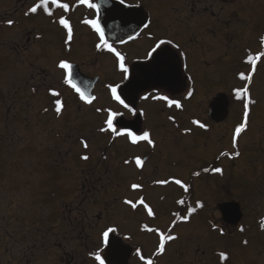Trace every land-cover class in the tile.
<instances>
[{
  "label": "flooded vegetation",
  "instance_id": "obj_1",
  "mask_svg": "<svg viewBox=\"0 0 264 264\" xmlns=\"http://www.w3.org/2000/svg\"><path fill=\"white\" fill-rule=\"evenodd\" d=\"M35 2L37 0H10L4 9H0V24L7 29L16 27V36L11 37L9 33L6 36V45L11 48V53L18 54L19 57V65L13 67L14 73L19 75V79H12L11 87L13 89V85L18 82L19 88L16 90L20 92L21 96L19 103L24 108L31 107L33 109L30 114H34L28 118H34L31 121L39 125L40 130L44 125L54 122L53 130L55 133L50 132L48 136L50 141L48 143H51L52 147L47 148L46 151L45 149H38L37 153L43 168L51 165L54 167V171L57 170L56 185L62 189H67L69 194L67 197H62L63 202H59L53 207L51 216L45 217L35 213L34 237L32 234H28V230L31 228L25 229L24 241L26 243L21 245L17 264H98L89 255V253L97 251H100L105 264H145L148 259H151L153 264H264V227H262L264 224V180H243L239 184L240 186H237L234 184L236 180L233 179L232 174L229 175L231 178L226 176L220 180L219 177L222 175L214 173L218 178L213 181L211 196L204 197L208 200L205 202L201 200L202 197L198 198L199 195L196 193L198 187L192 186V182H188L187 179L189 173L192 172V167L195 166L196 169L200 163L207 161L206 158L203 159V148L201 142L198 141L199 137L201 140L204 139L203 143L207 142V144L210 143L211 147L213 146V150L208 149L207 153H212L217 158L225 157L220 156L221 152L228 153L229 148L220 147L221 143H218L215 138L216 132L211 131L214 128H222V125L229 123L232 107L235 103H240L234 98L233 89L243 88L246 81H242L241 87L230 86L234 77L239 81L238 73H240L242 51L239 48L240 45L250 46L249 55L254 58L264 51V45L260 42L264 30L252 37L250 41H246L252 27L264 20V0H177L171 6L161 5L159 11L169 14L172 19H176V25H182L180 27L182 34L179 38L176 36L174 41L180 43L188 54V71L179 78L176 85L162 87L160 92L170 98L180 100L183 110L176 109L174 106L169 109L163 101L140 100L137 96L135 107L138 111L136 116H132L126 110L115 105L105 87L107 84L121 83L122 73L117 70V61L113 54L96 52L95 44L98 41L95 34L88 26L80 23L85 17L92 18L94 12L85 6H77V0H61V2L69 3L70 10L68 13L50 5L57 20L61 15H64L73 26L72 52L68 53L71 58L66 59L71 60L74 66L79 69L80 79L87 82L88 91L97 98L92 105H85L78 100L71 88L62 84L61 72L55 68L56 63L44 58L58 54L64 49L65 30L58 23H52V19L42 12L39 15L26 17L24 13ZM93 2L102 4L101 13L106 22L105 30L108 28L116 35L114 38L107 36L109 42L114 43L117 50L126 55V64L130 70L142 74L144 57L150 46L146 48L142 56L135 58L136 46L132 44L137 39L140 40L141 36L148 35L150 29L141 32L134 40H128V34L135 35V32L139 30L141 25H138V21L141 17L145 18V21L147 19L152 21V6L143 3L141 0H127V3L131 4L139 3L141 7L129 10L132 12L131 15L126 14L124 18L120 10L122 6L118 5V0H110L108 3H105V0H93ZM177 4H179L178 7L170 8ZM108 14H111V19L108 18ZM9 19L14 21L11 27L6 24ZM24 20L28 21L24 22ZM123 21H125L124 25ZM192 30L195 33H192ZM44 31L49 36H43ZM121 39L125 43H121ZM153 42L155 43V40ZM251 43L255 44V47L249 45ZM53 44L56 48L54 46L51 49L50 45ZM217 49L219 51H216ZM172 51L175 52L176 50L172 49ZM235 55H238L237 58ZM28 57L35 61H28ZM190 57L192 62L200 66V69L196 71L197 75H194L193 71L190 70ZM206 57H214V60L211 62ZM246 59H243L244 62ZM261 61H264V57L259 60V66ZM246 64L247 69L244 73L248 75L252 68L249 63ZM221 66L223 68L227 66L231 72V77L227 83L225 84L222 78L209 81L206 73H216L219 70L222 73ZM181 72H183V68H181ZM257 72L258 70L252 74V81ZM3 74L6 76L5 73ZM187 76H191L192 81H188ZM214 83L216 87L213 86ZM32 87L37 88L36 93L32 92ZM49 88L60 91V98L65 102V111L60 118H56L53 111V101L56 97L49 94ZM189 88L193 89V95L185 99ZM206 90L215 92L211 95H205V99L203 91ZM146 91H151V89H146ZM143 94L142 91L140 95ZM223 95L228 99V115L224 120L216 122L210 117L211 104L214 99ZM10 101H15L12 95ZM150 102H156L160 105L159 112L172 124H182L185 121L191 122L197 119L207 126L204 129L205 133L196 134L195 145L187 150V154L193 157L192 162L190 165H186L187 167L178 177L189 186L188 192H184L178 186V189L186 195L181 198L185 201V205L177 203L180 199L176 194L172 197H160L164 206H172L173 208L178 206L181 215L186 214L189 204L201 201L209 209L208 213L204 212V217L201 218L205 222V229L199 233L187 234V231L182 232V235L188 236L186 240L185 236L175 234L174 229L176 227L172 228L171 234L177 236L174 241L178 240L176 243L178 246L171 250L172 244L167 242L165 252L162 255H156L159 243L156 232H151L153 233L151 240L147 234L149 232L138 228L134 232L135 238L132 234H121L117 230L116 233L119 235L110 234L109 239L111 240L115 236L122 247L109 251L103 246L99 234L106 227H113V225L107 224L106 227H100V220L104 216L112 217L114 212L111 208L114 206L115 212L119 210L123 199H131L126 192L129 183H138L146 188L154 182V179L143 174L144 179L140 182L129 181L128 184L125 183L123 177L119 175L120 165L123 164V161L126 159L133 160L134 157L140 156L145 159V167L148 158L141 153L125 152L126 148L132 145L126 138H117L115 141L121 143L120 146H117L110 133H100L98 129L103 126L106 114L97 113L95 109L113 107L123 111L124 120L132 123L133 130L140 134L145 131L142 128L146 117L143 104ZM45 107L49 109L47 113L43 112ZM191 110L195 112L192 114ZM90 111L95 114L92 120L88 118ZM204 115L206 116L202 118ZM169 116L174 117L175 123L168 119ZM28 118L20 116V120L26 124L30 122ZM49 119L50 122H48ZM40 133L42 132L37 131V134ZM205 136L207 137L205 138ZM226 136L224 135L223 138ZM81 138L88 142V149L83 148L80 143ZM181 138L179 135V140ZM152 139L154 140V138ZM206 139L207 141H205ZM222 140L224 141V139ZM63 143L70 146L68 149L72 148L68 152L71 155L62 154L56 150V146ZM230 143L232 145V134ZM141 144L147 145L145 142H141L132 146ZM168 144L166 139H159V150L155 156L160 158L161 166H164V162L172 156L173 147H175L174 144H170V146ZM204 146V153H206L205 143ZM55 153L58 155L57 158H54ZM84 154L89 155V161L85 162L79 159ZM129 164L137 169L134 161ZM225 166L228 171L235 173L234 164L227 162ZM64 171L68 174L65 175ZM46 178L42 180H46ZM235 193L241 194L244 199L235 196ZM37 197H35V201L41 203V198ZM145 202L148 203L146 198ZM159 205L162 203L159 202ZM122 207L128 208L130 206L123 205ZM139 208L142 207L138 205L136 210ZM202 209H198L196 213L202 212ZM127 219L128 217L125 216L123 221H127ZM181 223L182 221H177L176 225ZM199 224L200 221L197 222L196 227ZM213 225L216 227L214 228ZM241 227L244 229L243 232L240 231ZM160 230L168 234L167 230L163 228ZM28 235L35 243H27ZM125 237H131V239H125ZM244 240L248 241L247 245H244ZM168 247H170L169 252L165 256ZM101 249L103 250L101 251ZM137 249L141 250V255L145 258L144 261L136 255ZM220 252H225L228 259L222 260L219 255Z\"/></svg>",
  "mask_w": 264,
  "mask_h": 264
},
{
  "label": "rangeland",
  "instance_id": "obj_2",
  "mask_svg": "<svg viewBox=\"0 0 264 264\" xmlns=\"http://www.w3.org/2000/svg\"><path fill=\"white\" fill-rule=\"evenodd\" d=\"M141 1L143 3H148V5H151L153 8V11L151 12L152 26L150 27V33L152 36L165 39L171 38L173 40H175L176 36L179 38L180 34H182L180 28L182 25H176V19H172L169 14H164V12L159 11L161 5L166 4L171 6L177 0ZM6 3H10V0H0V9H4ZM178 6L179 4L170 8L173 9ZM27 21L28 20H24V22ZM263 30L264 20H261L256 23V26L252 27L246 41H250L252 37L258 35V33ZM8 33L11 37L16 36V27L7 29L0 24V264H17L21 245L26 243L24 241L25 229L31 228L28 230V234L32 235L33 231H35L36 227L34 228L33 225V223H35V213L37 212L39 215H44L45 217L51 216L54 210L53 207L59 202H63L62 197H67L69 193L67 189H62L56 185L55 180L58 178L57 170L55 169L54 171V167L51 165L43 168V165L39 162L40 157L38 156L37 150L45 149L46 151L47 148L52 147V144L48 143L50 142L48 136L50 132L55 133L53 130L55 124L53 122L52 124L44 125L40 130L39 125L32 123L31 120H34V118H28L34 114H30L33 109L31 107L24 108L20 105V92L16 90L19 88L18 82L13 85V89L11 87L12 79H19V75L15 74L13 70L14 66L19 65V57L18 54L11 53V48L6 45V36H8ZM192 33L195 32L192 30ZM42 34L46 37L49 36L46 31ZM139 39L140 40L137 39L138 41L136 40V42L132 44L133 46H136L135 58L142 56L145 53L146 48L148 46L151 47V45L154 44L153 40H150L147 34L146 36H141ZM176 40L178 39L176 38ZM206 40L203 41L205 42ZM241 42L243 41L241 40ZM206 44H208V42H206ZM249 45L255 47V44L253 43ZM54 46L55 44L50 45V48L53 49ZM239 48L242 50L239 70L240 72H245L247 64L244 60L249 55L250 46L240 45ZM216 51L219 50L217 49ZM237 56L238 55H235V58H237ZM214 57H206V59L212 62ZM44 58H48L49 61L56 63L60 58L70 59L71 56L63 49L58 54H53L51 57ZM27 59L28 61H35L29 57ZM189 67L190 70L193 71V74L197 75L196 71L200 69V66L192 62L191 57L189 58ZM256 70H258V72L254 76V79L250 84L251 86L249 85L250 97L255 100L256 103L250 105L248 128L241 134L238 141V148L234 149L230 142L231 134L233 135L235 127L242 120L243 107L241 101L239 104L235 103L234 107H232L233 110L228 120L229 123L222 125V128H214L211 131L216 132L215 138L218 143H221L220 147L229 148V150H227L228 153H234L238 150L241 155L238 158L233 159H230L228 156L217 158L212 153H207L208 149L213 150V146L211 147L210 143L207 144V142H204L206 145V154L204 153V139L201 140V137L198 139L202 144L203 159L206 158L207 161L200 163L196 169L195 166L192 167V172L189 173L187 179L188 182H192V186L198 187L196 193L199 195L198 198L202 197V201H208L207 199H204V197L211 196V187L214 184L213 181L218 178L214 172L211 171L214 168L218 167L223 169L224 174L219 177L220 180L232 174L233 179L236 180L234 184L237 186H240L239 184L243 180H264V61H261L260 66L259 61L257 62ZM221 71L223 74L220 70V73L207 72L206 77L209 81H211V79L222 78L226 84L231 77V72L227 66L224 68L221 66ZM251 71L252 70H249V73ZM3 73H5L6 76H4ZM246 83L247 82H245V84ZM242 84L241 80L238 81L234 77L230 86L234 85L235 88H237L241 87ZM213 86L216 87V84L214 83ZM214 92L215 91L210 92L208 90L203 91L204 98L206 99L205 95H211ZM11 95L15 101H10ZM9 108L11 109L9 110ZM143 109L146 117L142 128L151 132L152 138H154L158 147L153 150L148 145H129L125 152L144 154L146 158H148L147 164L143 170L139 171L134 169L130 164L125 165L123 163L120 165L119 175L123 177L126 184H128L129 181L140 182V180L144 179L142 176L143 174L147 175V177H151L154 181L180 177L182 171L187 167L186 165H190L193 159V157H190V155L187 154V150L195 145V139L197 138L196 134L205 133V130L194 126L190 121H185L182 124H172L171 122H168L164 115L159 112L160 105L156 102H150L149 104L144 103ZM190 112L193 114L195 111L191 110ZM20 116L28 118L30 122L27 124L22 122ZM94 116L95 114L90 111L88 118L92 120ZM205 116L206 115L202 118ZM48 122H50V119ZM189 128L193 133H183L185 129ZM37 131H41L42 133L37 134ZM179 135L182 137L181 140H179ZM224 135L227 136L223 138ZM206 137L207 136H205V138ZM159 139H166L169 146L170 144L175 145V147H173L172 156L168 157L166 162H164V166H161L160 158L155 156L159 150ZM222 139H224V141ZM205 141H207V139ZM114 143L117 146L121 145L120 141H115ZM69 147L70 146L63 143L57 145L56 150L62 154H69L68 152L72 149H68ZM123 152L124 151H122V153ZM69 155H71V153ZM57 156V153H55L54 158H57ZM227 162L234 164V174L227 170L225 166ZM204 168H208L209 172H204ZM194 172H200V175L195 176L193 175ZM64 173L65 175L68 174L66 171H64ZM45 177H47L46 180H42ZM229 178H231V176H229ZM237 180L239 181L238 183ZM131 183L127 186V195L133 200H136L141 196L145 197L155 213V218L147 216L146 211L142 208H139V210H132L130 207L123 208L122 206L124 204L122 203L120 209L116 212L114 211L113 206L111 210L114 212V217L112 215H110L112 217H102L99 226L106 227L107 224H112L113 227L117 228L119 233L127 235L132 234L134 238L136 237L134 234L136 228L141 230L143 225H147L153 229L163 228L168 231L172 221L175 219L173 214H179L180 211L177 208L178 206L176 208H173L172 206H164L163 200L160 197H172L176 194L179 196V199H181L186 196L185 193L178 189V185L169 183L160 186L154 184V182L142 190L133 191L130 188ZM36 196L41 198V203L35 201ZM235 196H240V199H244V196L241 194L235 193ZM159 202L162 203V205H159ZM188 206H195V203L189 204ZM201 211L202 212L194 213L189 218L190 220L188 222L182 221L181 224L175 225V234L179 236L180 234L182 235V232L186 231L187 234H189L194 232L199 233L201 230H204L205 222H203L201 218L204 217V212L208 213L209 209L204 206ZM125 216L128 217L127 221H123ZM112 218L113 220L111 221ZM198 221H200V224L196 227ZM147 234H149L150 239L152 240L153 233ZM184 236L185 235H182V237ZM185 237L187 240L188 236ZM27 243H35V241L31 240L28 235ZM37 243L39 244V242ZM176 243H178V240L176 242L170 241V244H172L170 246L171 250L178 246ZM187 245L189 246V244ZM170 247H168L165 256L168 255Z\"/></svg>",
  "mask_w": 264,
  "mask_h": 264
},
{
  "label": "snow or ice",
  "instance_id": "obj_3",
  "mask_svg": "<svg viewBox=\"0 0 264 264\" xmlns=\"http://www.w3.org/2000/svg\"><path fill=\"white\" fill-rule=\"evenodd\" d=\"M108 2H110V0H105V3ZM50 5L56 9L62 10L64 13H68L70 10L69 3L61 2V0H37V2L27 9L24 15L27 17L29 15H39L42 12L47 17L52 19V23H58L62 29L65 30L63 40L64 50L66 53H71L74 36L73 26L70 20L64 15H61L57 20ZM118 5L122 6L120 10L125 13H128L129 10H135L141 7L139 3L131 4L127 3V0H118ZM77 6H85L87 9L94 12V16L92 18L85 17L80 21V23L88 26L95 34L98 41L95 44L96 52H108L116 57L117 70L122 73V81L121 83L115 85H105L109 91L111 100L115 105L126 110L132 116H136L138 110L135 107V104L136 98L139 96L140 100L151 99L152 101H163L169 109L173 108L174 106L176 109L181 111L183 110V105L180 100L170 98L168 95H164L160 92L162 87H168L171 83L178 81L179 78L188 71V54L180 43L174 42V40L171 38H156L152 36L149 31L148 38L150 40H155V43L146 52L144 57V68L141 70V72L147 74V78H145L144 75L138 74L135 70H130L129 66L126 64V55L118 51L114 46V43L109 42L105 31L106 22L103 20L101 13L102 4L93 2V0H77ZM6 24L11 27L14 24V21L9 19L6 21ZM151 24V19H147V21H145V18L141 17L138 21V25H141V27H139V30L135 32V35L129 33L128 40H134L140 35L141 32L149 30ZM120 42L125 43L123 39H121ZM260 42L262 45H264V36L261 37ZM172 49H175L176 51L173 52ZM261 57H264V51L256 55L255 58L252 55L247 56L245 62L251 65L252 71L248 75H245L244 72L238 73V79L241 81H246L247 83L243 88L233 89L234 98L237 101H241L243 107L242 120L235 127L232 135V146L234 149L238 148L239 138L241 137V134L244 133L248 128L250 105H254L256 103V101L250 97L249 85L252 82V74L256 71L257 62L261 59ZM55 68L61 72L62 84L71 88L78 97L79 101L83 102L85 105L93 104L97 98L96 96L90 94V91H88L87 82L83 79H80L79 69L74 66V63L71 60L60 58L56 62ZM181 68H183V72H181ZM186 78L188 81H192L193 79L191 76H187ZM146 89H151V91H146ZM31 90L33 93L37 92L36 87H32ZM142 91L144 94L140 95ZM48 92L52 97H56V99L53 101V111L56 118H60L65 111V102L60 98L61 92L52 88H49ZM192 95L193 89L189 88L185 99L192 97ZM48 111L49 109L47 107L43 108L44 113H47ZM95 111L97 113L103 112L106 114V118L103 121V126L100 127L98 131L102 134L110 133L113 141H115L117 138L124 137L132 145H138L141 142H145L153 150L158 147L156 141L152 139V134L150 131L145 130L142 133L137 134V131L133 130V124L124 120L123 111L113 107H106L103 109L96 108ZM141 114L143 113L141 112ZM168 119L175 123L174 117L169 116ZM191 123L200 129H206L207 127L204 123L197 119L192 120ZM191 131L192 130L190 128L185 129L184 133L189 134ZM80 143L83 145L84 149H88L89 144L85 139L81 138ZM240 155L241 153L238 150L234 153H220V156H228L230 159L238 158ZM79 159L87 162L89 161L90 157L89 155L84 154L81 155ZM105 159H107V157H105ZM133 161L137 169H143L145 159L141 158L140 156L134 157L133 160L126 159L123 161V163L128 165ZM203 171L209 172V169L204 168ZM211 171L223 175V169L221 168L217 167ZM193 175L199 176L200 172H194ZM169 183L178 185L183 189L184 192L189 191V186L184 184L181 179L175 177L154 181V184L156 185H167ZM130 187L133 191L143 189V186L138 183H133ZM177 203L180 205H185V201L183 199L178 200ZM123 204L130 206L132 210L137 209V206L140 205L146 211L147 216L155 218L153 209L148 203L145 202V198L143 196H141L135 202H133L131 199L125 198L123 199ZM203 207L204 204L201 201H196L195 206H187L186 214L181 215L174 213L173 215L175 216V219L172 221V224L168 229V234H165L158 228L153 229L147 225L142 226V231H147L149 233L156 232L158 235L159 243L156 250V255H162L165 252V244L167 242L177 239L176 235L171 234L172 228L175 227L177 221L188 222L189 218L194 213H196L198 209H202ZM213 227L215 228L216 226L213 225ZM262 227H264V224H262ZM240 231L243 232L244 229L241 227ZM116 232V227L108 226L99 234L103 246L108 248L109 251L120 249L122 247L120 241L116 239L115 236H113L111 240L109 239V235ZM125 239H131V237H125ZM243 243L244 245H247L248 241L244 240ZM102 250L103 249H101V251ZM89 255L93 257L95 261L98 262V264H105V260L102 258L100 251L89 253ZM136 255L140 258V260H145L144 256L141 255L140 249L136 250ZM219 255L222 260L228 259V256L225 252H220ZM145 264H153V261L148 259L145 261Z\"/></svg>",
  "mask_w": 264,
  "mask_h": 264
},
{
  "label": "water",
  "instance_id": "obj_4",
  "mask_svg": "<svg viewBox=\"0 0 264 264\" xmlns=\"http://www.w3.org/2000/svg\"><path fill=\"white\" fill-rule=\"evenodd\" d=\"M121 13L125 18L126 14L131 15L132 12L129 11L128 13H125V12L121 11ZM108 18L111 19V14L110 15L108 14ZM125 21H123V25L125 24ZM105 31H106V35L109 38L116 37V35L113 34L110 29L107 28ZM124 36H127V35H124ZM142 75H144L145 78H147L146 73H144V74L142 73ZM176 84H177V81L171 83L168 87H172ZM227 115H228V99H227V97L225 95H223L220 98L218 97L217 99H214V101L211 104L210 117L213 120H215L216 122H220V121L224 120L227 117Z\"/></svg>",
  "mask_w": 264,
  "mask_h": 264
}]
</instances>
